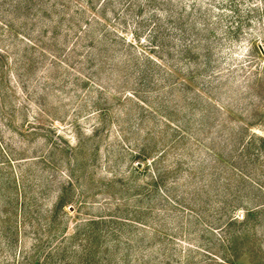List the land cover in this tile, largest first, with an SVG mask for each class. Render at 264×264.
Wrapping results in <instances>:
<instances>
[{
    "label": "trees",
    "instance_id": "trees-1",
    "mask_svg": "<svg viewBox=\"0 0 264 264\" xmlns=\"http://www.w3.org/2000/svg\"><path fill=\"white\" fill-rule=\"evenodd\" d=\"M224 19H235L236 24L225 25L227 29L223 31ZM0 26L9 35L20 38L26 53H46L75 71L74 81L70 85L64 81L61 87H70L71 93L82 98L84 103L79 109L94 106L89 115L101 118L87 140L73 146L58 145L51 151L52 157L56 153L69 155L67 171L61 176L57 208L68 204L80 213L101 204L92 200L100 196L92 188L97 186L96 170L101 164L100 147L95 141L104 123L102 117L110 110L105 106V94L120 101H133L143 111L142 118L146 113L157 119L162 117L164 128L171 129L170 137L154 140L153 147L129 148L126 153L137 159L130 169L106 170L114 175L103 183L112 192L104 197L112 210L80 218L76 231L68 237L83 235L86 264H169L168 253L177 252L176 246L212 255L208 257L220 264H238L248 254H252L251 264H264L261 248L244 249L250 224H264V0H0ZM245 28L250 30L245 32L250 47L261 61L205 74L218 55V37L224 33L239 36ZM0 51L9 52L1 47ZM155 52L177 55L188 62L204 61L193 68L184 65L188 71L183 77V65H165ZM3 53L0 55L4 56ZM59 56L72 61L80 70ZM140 58L142 65L137 62ZM25 62L32 67L36 61ZM109 81L116 84L117 91L104 85ZM180 91L184 104L179 100ZM182 110L184 125H179L171 118L179 116ZM197 124L198 130H207L206 140L210 143L189 131ZM116 136L124 140L120 132ZM189 139L208 151L211 156L207 161L214 163V168L209 171L208 164L199 170L189 166L186 172H191L184 182L177 175L170 176L179 171L186 173L181 162L185 158L180 156L183 159L179 157L173 168L162 166V161L170 149ZM105 161L109 166L112 163L110 156H105ZM226 167L231 173L226 174ZM143 173H148L147 181L131 183L132 175L139 178ZM237 206H243V219L235 215ZM206 216L211 218V223H206L207 230L213 233L220 228L226 234V238L219 237L225 246L222 255L188 240L187 245L174 241L179 236L190 238L195 223H205ZM235 227L240 231L232 232ZM125 229L128 237L122 241ZM134 230L138 231L135 237ZM153 232L160 237L161 246L148 256L149 243L145 239ZM109 238L127 246L117 260L108 256ZM138 249L139 258L134 255Z\"/></svg>",
    "mask_w": 264,
    "mask_h": 264
},
{
    "label": "rangeland",
    "instance_id": "rangeland-1",
    "mask_svg": "<svg viewBox=\"0 0 264 264\" xmlns=\"http://www.w3.org/2000/svg\"><path fill=\"white\" fill-rule=\"evenodd\" d=\"M234 20L224 19L223 31L227 29L225 25L236 24ZM249 31L245 28L239 36H233L230 33L220 35L216 40L218 55L215 57L210 72L204 73L229 69L235 65L244 67V65L259 63L261 60L257 58L256 50L250 47L249 35L245 34ZM189 39L190 37L187 40ZM145 44L147 42L142 47L145 48ZM0 47L9 51L8 53L0 51L5 56L0 55V264H86L87 252L83 251L86 244L85 240H82L83 235L73 239L68 237L76 231L77 221L80 218L105 214L104 211L107 213L112 210L108 208L111 207L110 202L104 201V197L110 196L112 192H108L103 183L109 181L114 175L106 173V170L130 169L137 159L126 153L129 148L141 150L153 147L154 140L158 141L160 138L167 140L171 135V129L164 128L162 117L157 119L146 113V116L142 118L143 111L133 101H120L115 97L109 98L105 94L107 99L105 106L110 110L102 117L104 123L102 122L101 133L95 141L100 147L101 164L96 170L95 183L97 186L92 188V192H100V196L92 200H97L101 204L94 208H85L80 213L74 212L68 204L57 208L59 191L62 186L61 176L63 171H67L69 155L56 153L52 157L51 151L58 145L71 144L73 146L79 141L87 140L86 136L91 134L95 123H101V118L99 119L97 114L89 115L95 110L94 106L89 108L82 106V110L79 109L84 103L81 102L82 98L71 93L70 87L66 89L61 87L64 81L67 85L74 81L75 71L65 68L46 53H33L32 51L26 53L20 38L9 35L7 29L1 26ZM141 48L139 51L144 53ZM154 55L160 57L161 54L155 52ZM59 57L80 70L72 61L62 56ZM161 57L165 65H183L181 68L183 77H186L188 71V67L184 65H191L190 68H193L196 65H202L204 61L202 59L188 62L185 58L180 59L177 55L171 57L167 53L162 54ZM30 59L36 61L32 67L31 64L23 63V60L28 63ZM140 61L141 65L144 64L141 58L137 60L139 63ZM134 62L135 59H132L131 63ZM112 82H106L104 85L109 90L117 91L116 84ZM199 87H201L200 84ZM94 95L97 96L96 93ZM87 96L84 99L86 101ZM182 98L181 94L179 100L184 104ZM215 99L219 98L216 96ZM88 100L91 105V98L88 97ZM153 104L157 105V102ZM222 104L228 105L223 102ZM183 111L179 116H173L171 120L176 124L184 125ZM197 127H199L198 124L189 131L203 142L208 141L204 143H210L206 140L208 139L207 130H198ZM117 131L124 137V140L116 136ZM148 131L153 134L150 135ZM90 144L88 141L87 146ZM154 149L158 148L154 147ZM105 156H110L112 159L110 166L105 161ZM208 156L211 155L203 146L197 145L190 139L187 142L182 140L176 147L169 150L166 159L162 161V166L165 164L173 168L177 165V159L181 158L185 172L189 166L194 165L199 170L202 165L207 164L209 171H212L214 163L207 161ZM113 164L115 165L112 166ZM190 172L189 170L186 173L179 171L170 177L177 175L186 182L184 178L187 174L190 175ZM225 172L226 174L231 173L230 168L226 167ZM148 177V173H143L139 178L132 175L130 181L138 185L147 181ZM219 199L223 200L222 196H219ZM234 212L239 219H243L245 214L243 206H237ZM216 215L219 213L217 212ZM206 217L204 218L205 223L201 222L197 225L195 223L190 238L179 236L174 241L179 245H187L185 242L188 240L222 255L225 246L220 242L219 237L226 238V234L220 228L213 233L207 230L206 223H211L209 221L211 218ZM165 229L169 232L166 226ZM239 231L240 228L235 227L232 232ZM246 231L249 237L244 242L245 251L255 247V249L261 248L264 253V224L253 227L251 223ZM133 232L135 237L138 231ZM127 237L128 231L125 229L120 239L125 241ZM146 240L149 243L147 249L145 248L148 256L151 251L156 253L161 246L160 237L155 236L153 232L147 236ZM107 241L110 243L108 256L116 260L121 258L127 246L124 243L118 245L115 239L109 238ZM239 245L240 243L237 244ZM176 247L177 252L168 253L167 262L169 264H187V262L189 264H220L209 258L212 255L204 256ZM192 248L196 250V247ZM135 253L139 258L140 250L135 251L134 255ZM251 255H243L238 264H251ZM133 262L137 264L138 261Z\"/></svg>",
    "mask_w": 264,
    "mask_h": 264
}]
</instances>
